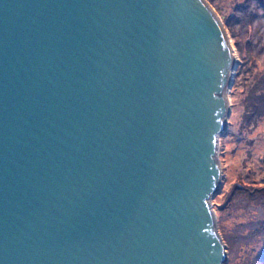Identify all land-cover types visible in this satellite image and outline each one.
<instances>
[{"label":"water","instance_id":"95a60500","mask_svg":"<svg viewBox=\"0 0 264 264\" xmlns=\"http://www.w3.org/2000/svg\"><path fill=\"white\" fill-rule=\"evenodd\" d=\"M233 68L207 0H0V264H224Z\"/></svg>","mask_w":264,"mask_h":264},{"label":"rangeland","instance_id":"374dc122","mask_svg":"<svg viewBox=\"0 0 264 264\" xmlns=\"http://www.w3.org/2000/svg\"><path fill=\"white\" fill-rule=\"evenodd\" d=\"M207 1L224 26L236 57L226 93L227 126L218 141L221 182L211 197L215 223L226 244L224 264H260L258 261H264V233L257 234L253 224L259 226L264 219L260 211V203H264V115H258L250 104L255 86L264 85L258 76L264 75V5L261 0Z\"/></svg>","mask_w":264,"mask_h":264},{"label":"trees","instance_id":"16d2710c","mask_svg":"<svg viewBox=\"0 0 264 264\" xmlns=\"http://www.w3.org/2000/svg\"><path fill=\"white\" fill-rule=\"evenodd\" d=\"M261 1L260 2L263 3V5H264V0H261ZM245 3H246V5L244 4L243 9H245L247 4H248L247 1ZM258 76H259L260 80L264 81V75L262 73H260ZM263 89H264V85L262 87L255 86V93H256L255 98H254L253 102L250 104V106L253 108V110L254 111L256 110L255 112L258 113V115H264V91H263ZM255 112H253L252 114H255ZM249 119H250V117L247 118L248 121H250ZM260 207L262 208V209H260V211L263 212V214H264V203L263 202L260 203ZM253 225H254V230L257 232V234H258V231H259V233H264V219L261 220V225L258 226V225H255V223ZM263 236H264V234H263ZM250 240H252L251 237H250ZM262 256L264 257V255H262ZM258 262L260 264L264 263L263 260L258 261Z\"/></svg>","mask_w":264,"mask_h":264},{"label":"bare ground","instance_id":"6f19581e","mask_svg":"<svg viewBox=\"0 0 264 264\" xmlns=\"http://www.w3.org/2000/svg\"><path fill=\"white\" fill-rule=\"evenodd\" d=\"M223 28H224V26H223ZM224 30H225V28H224ZM225 33H226V30H225ZM226 36H227V33H226ZM228 38V37H227ZM229 44H230V48H231V51H232V58H233V61H236V57H234V53H233V47H232V45H231V43H230V41H229ZM225 93H227V90H226V92Z\"/></svg>","mask_w":264,"mask_h":264}]
</instances>
